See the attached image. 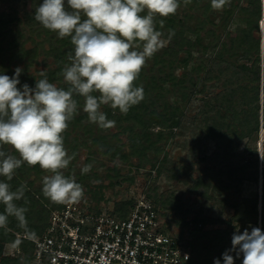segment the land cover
I'll use <instances>...</instances> for the list:
<instances>
[{
    "label": "trees",
    "instance_id": "1",
    "mask_svg": "<svg viewBox=\"0 0 264 264\" xmlns=\"http://www.w3.org/2000/svg\"><path fill=\"white\" fill-rule=\"evenodd\" d=\"M23 1L32 4L30 13L26 15V23L31 27L41 28L52 49L50 54L57 65L47 74L48 80L52 82L58 74H62L64 65L68 63L67 57L72 53V45L69 38L60 39L35 21L34 11L43 0ZM234 8L230 6L217 12L211 7L210 1L191 0L190 4L184 6L181 0L180 12L164 18L163 25L157 20L156 28L164 34L167 45L150 59L151 67L147 70L145 65L138 80L134 82L143 87L144 99L130 108L126 115H121L118 109H111V115L115 125L124 123L123 130L129 135L130 156L140 158L150 144V137L153 136L150 130L159 127L163 117L169 118L171 125L176 124L179 108L170 105L167 97L181 92L186 96L187 104L196 100L200 105L194 116L186 119L182 111V118L191 126H195L201 141L214 143L213 153L200 157L199 161L217 166L220 170L215 174L205 172V177L194 181L189 193L208 201L209 183L216 179L225 181L221 173L229 171L237 175L238 182L226 180L229 184L228 190L233 187L240 188L244 184L260 183L264 206V153L260 167L255 147L261 134L264 139V28L262 33L260 26L264 23V2L244 0L237 12H234ZM173 30L175 34L169 41L168 34ZM18 42L19 38L16 37L0 44V56L7 52L14 61H32L29 52L16 50ZM169 48L171 52L167 50ZM175 70L183 72L177 77L172 74ZM155 72L157 73L154 74ZM158 75L168 77L169 90H165L163 85L149 83ZM211 88L213 90H210ZM76 99L82 103L79 97ZM146 114L148 118H145ZM155 137L160 140L159 135ZM86 141L88 143L89 140ZM96 141L94 140L92 145H96ZM76 145L77 140L69 143L64 137L68 154L75 153L69 166L64 169L65 176L71 177L75 172ZM4 150L15 154L10 146H4ZM126 159L127 157H124V160ZM42 171L47 172L38 165L28 166L25 163L17 169L11 181H6L13 191L22 184L26 185L24 198L16 203L27 211L25 222L9 217L7 228H0V264H30L31 244L25 240L18 242L14 233L42 234L47 228L51 210L60 208V204L43 196L42 185L36 187L34 181L30 180V174L38 177ZM172 176L174 179L175 176ZM74 177H78L74 178L76 182L86 180V174L76 173ZM0 181H5V178L0 176ZM253 202L254 206L249 214L255 218V225L260 218L261 231L264 232V213L262 211L259 215L258 199ZM133 205L127 211L120 205L113 213L126 216ZM3 212L4 205L0 204V213ZM179 215L178 220L184 221V214ZM161 216L163 217V213ZM175 225L179 226L181 223L176 222ZM188 226L189 223H185V227ZM199 226H202L201 223ZM165 232L169 234V230L165 229ZM189 233L194 264H213L214 259H219L220 264H223L222 254L232 247L229 232H205L196 226L192 233ZM15 244L20 253L4 256L6 246ZM230 254L235 257V252ZM242 259V255L235 258L234 264H241Z\"/></svg>",
    "mask_w": 264,
    "mask_h": 264
},
{
    "label": "clouds",
    "instance_id": "2",
    "mask_svg": "<svg viewBox=\"0 0 264 264\" xmlns=\"http://www.w3.org/2000/svg\"><path fill=\"white\" fill-rule=\"evenodd\" d=\"M187 6L191 0H182ZM213 10H222L230 0H210ZM181 0H43L34 11V19L58 38H69L72 53L62 69L67 87L49 82L41 71L35 87L20 84V67L14 74L0 75V228L8 218L25 222L27 209L17 205L24 198L26 185L15 191L11 181L25 163L49 172L42 180V194L57 204H76L84 196L83 186L65 176L75 153L68 154L63 133L78 114V101L90 123L102 129L115 126L102 106L127 114L144 99V89L134 82L158 51L165 46L164 34L156 28L164 18L175 15ZM168 34V40L174 35ZM10 146L15 154L4 150ZM85 165L81 174L91 171ZM232 247L223 254V264H264V232L234 233ZM235 252V257L230 253ZM213 264H220L214 259Z\"/></svg>",
    "mask_w": 264,
    "mask_h": 264
},
{
    "label": "rangeland",
    "instance_id": "3",
    "mask_svg": "<svg viewBox=\"0 0 264 264\" xmlns=\"http://www.w3.org/2000/svg\"><path fill=\"white\" fill-rule=\"evenodd\" d=\"M243 1L230 0L223 9L231 6L235 7L234 12H237ZM31 9L32 4L29 1L0 0V44L17 37L19 42L16 50L27 51L32 56V61L26 59L14 61L7 52L0 56V75L11 77L15 68L22 69L18 87L26 83L34 88L36 79L42 78L39 75L41 71L47 75L57 67L50 54L52 49L41 28L31 27L26 23V15ZM178 11L180 12V8ZM232 30L229 32L234 35ZM167 50L171 52L170 48ZM146 65L148 70L152 65L151 60H148ZM182 72L175 70L172 74L178 77ZM51 83L67 87L61 73ZM149 83L163 85L165 90H169L166 75H158ZM167 98L170 105L179 108L176 124L171 125L170 119L163 117L162 124L150 130L153 136L150 137V144L140 158L131 157L129 154V135L123 130L124 123L106 129L90 123L83 111V99L80 98L82 103L78 102V114L69 122L63 136L69 143L77 140V162L71 177L78 178L74 177V174L81 173L85 165H92L91 171L86 173V180L77 182L83 186L87 203L107 212H113L120 205L127 211L136 200L146 197L163 213L164 228L169 230V234L186 240L191 236L189 231L192 233L196 226L205 232L227 231L231 238L234 233H243L245 230L251 232L252 228L261 229L260 218L255 225L253 224L255 218L249 214L255 199H258L259 215L262 211L264 213L260 183L244 184L240 188L233 187L228 190L229 184L226 180L237 183L238 177L229 171H222V178L226 180L216 179L209 183L208 201L189 193L194 181L199 177H205V172L207 174L219 172V167L199 161L200 157L213 153L214 143L201 141L195 126H191L182 118V111L186 119L194 116L200 105L196 100L187 104V98L181 92ZM102 111L109 120L114 119L110 107L102 106ZM145 118H148L147 114ZM67 133L69 134L66 137ZM155 135H159L160 140H157ZM86 140H89L88 143ZM94 140H97L96 145H92ZM255 147L261 167L264 153L262 134ZM124 157L127 159L124 160ZM49 174L44 171L38 177L30 174V180L38 187L42 185L43 177ZM172 175L175 176L174 179ZM181 213L184 214V221L180 222L178 218ZM176 222L181 225L176 226ZM185 223H189L188 228L185 227ZM200 223L202 226H199ZM12 249L6 247L4 256Z\"/></svg>",
    "mask_w": 264,
    "mask_h": 264
},
{
    "label": "built area",
    "instance_id": "4",
    "mask_svg": "<svg viewBox=\"0 0 264 264\" xmlns=\"http://www.w3.org/2000/svg\"><path fill=\"white\" fill-rule=\"evenodd\" d=\"M161 211L141 197L126 216L99 210L85 195L52 209L40 235L14 233L32 246L30 264H194L190 239L165 232ZM19 254L17 244L8 245Z\"/></svg>",
    "mask_w": 264,
    "mask_h": 264
},
{
    "label": "water",
    "instance_id": "5",
    "mask_svg": "<svg viewBox=\"0 0 264 264\" xmlns=\"http://www.w3.org/2000/svg\"><path fill=\"white\" fill-rule=\"evenodd\" d=\"M264 2V1H263ZM263 19H264V9H263ZM261 31L263 33V26L261 27Z\"/></svg>",
    "mask_w": 264,
    "mask_h": 264
},
{
    "label": "bare ground",
    "instance_id": "6",
    "mask_svg": "<svg viewBox=\"0 0 264 264\" xmlns=\"http://www.w3.org/2000/svg\"><path fill=\"white\" fill-rule=\"evenodd\" d=\"M263 1H264V0H263ZM262 26H263V28H264V23H263V22L261 23V27H262Z\"/></svg>",
    "mask_w": 264,
    "mask_h": 264
}]
</instances>
